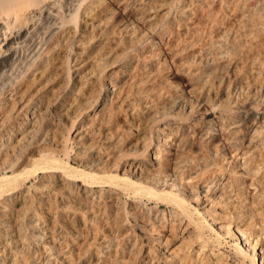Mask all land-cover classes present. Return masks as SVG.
Wrapping results in <instances>:
<instances>
[{
  "label": "bare ground",
  "instance_id": "6f19581e",
  "mask_svg": "<svg viewBox=\"0 0 264 264\" xmlns=\"http://www.w3.org/2000/svg\"><path fill=\"white\" fill-rule=\"evenodd\" d=\"M262 102L264 0H0V264H264Z\"/></svg>",
  "mask_w": 264,
  "mask_h": 264
},
{
  "label": "rangeland",
  "instance_id": "374dc122",
  "mask_svg": "<svg viewBox=\"0 0 264 264\" xmlns=\"http://www.w3.org/2000/svg\"><path fill=\"white\" fill-rule=\"evenodd\" d=\"M184 78H180V77H175L173 78V81H182ZM260 104V103H259ZM252 109V105H248L246 107V110H251ZM258 109L260 111H263L264 110V102L261 103V105L258 106ZM241 110H244V108H240L239 111ZM215 117V114H211L209 118H207L205 121H209L211 119H214ZM226 164H224L225 166ZM125 198V199H124ZM123 199L125 201H128L129 199H134V197L132 198L131 195H124L123 196ZM143 202H145V200H142ZM193 206H196L195 203H191ZM256 204V203H255ZM197 207V206H196ZM192 218L193 220H197V216L196 215H192ZM211 222V225L213 227V230L209 227H206V226H202L201 228V231H202V234L203 236L205 237L206 240H208L212 245H215L216 247H218L219 249H221V251H223L225 254H229V258L230 259H234V255L232 253V250H231V244L234 243V238L231 236V235H225L227 237V239H224V240H217L216 237H215V232H217V228H216V223L212 220L209 221V224ZM204 232V233H203ZM224 234H222L223 236ZM214 242V243H213ZM218 245V246H217ZM225 247V248H223ZM226 249V250H225ZM230 250V251H228ZM228 251V252H227ZM231 253V254H230ZM246 263L245 264H252V262L250 260H247L245 261Z\"/></svg>",
  "mask_w": 264,
  "mask_h": 264
}]
</instances>
